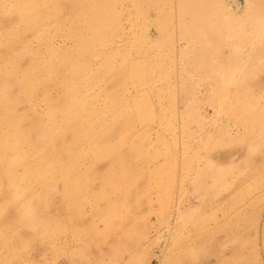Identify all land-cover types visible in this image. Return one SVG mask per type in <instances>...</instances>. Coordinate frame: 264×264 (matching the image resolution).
I'll return each mask as SVG.
<instances>
[{"label":"rangeland","instance_id":"rangeland-1","mask_svg":"<svg viewBox=\"0 0 264 264\" xmlns=\"http://www.w3.org/2000/svg\"><path fill=\"white\" fill-rule=\"evenodd\" d=\"M0 264H264V0H0Z\"/></svg>","mask_w":264,"mask_h":264}]
</instances>
